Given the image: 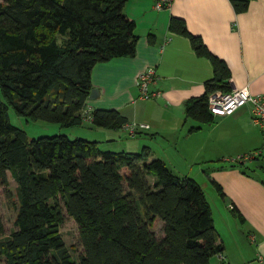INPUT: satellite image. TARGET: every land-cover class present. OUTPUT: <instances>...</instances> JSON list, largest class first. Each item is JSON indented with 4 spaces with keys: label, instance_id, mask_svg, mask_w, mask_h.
Wrapping results in <instances>:
<instances>
[{
    "label": "trees",
    "instance_id": "trees-1",
    "mask_svg": "<svg viewBox=\"0 0 264 264\" xmlns=\"http://www.w3.org/2000/svg\"><path fill=\"white\" fill-rule=\"evenodd\" d=\"M126 1L0 0V186H7L9 174L16 196L14 229L5 237L0 215V264H211L223 252L201 185L149 158L148 147L103 150L96 140L62 133L29 138L9 121L8 106L64 127L89 121L116 129L127 122L113 108L92 109L90 119L83 111L93 66L135 54ZM231 3L240 12L249 0ZM168 28L212 63L204 92L184 102L186 118L210 123L208 94L230 89L229 68L183 19L171 16ZM210 181L224 197L221 185ZM64 212L78 225L83 252L77 260L59 229ZM156 217L163 221L161 238L150 229Z\"/></svg>",
    "mask_w": 264,
    "mask_h": 264
},
{
    "label": "crops",
    "instance_id": "crops-1",
    "mask_svg": "<svg viewBox=\"0 0 264 264\" xmlns=\"http://www.w3.org/2000/svg\"><path fill=\"white\" fill-rule=\"evenodd\" d=\"M123 12L135 23V54L93 66L91 82L98 93L86 99L83 111L113 108L127 122L147 124L134 135L123 126L105 128V141L114 149L140 151L146 146L148 157L160 158L174 174L218 182L225 194L220 195L221 206L215 212L207 200L224 259L218 254L212 258L216 264H264V148L251 106L213 116L210 123L186 118L184 102L204 92L213 66L207 56L196 54L188 37L168 28L171 16L183 19L186 28L225 61L229 83L264 93V0H249L240 12L231 0H171L162 8L155 6V0H127ZM150 66L157 75L151 89L159 94L143 99L138 97L137 76ZM256 149L261 150L257 156L233 164L236 156ZM195 165L199 167L193 172Z\"/></svg>",
    "mask_w": 264,
    "mask_h": 264
},
{
    "label": "rangeland",
    "instance_id": "rangeland-1",
    "mask_svg": "<svg viewBox=\"0 0 264 264\" xmlns=\"http://www.w3.org/2000/svg\"><path fill=\"white\" fill-rule=\"evenodd\" d=\"M0 97L2 100V93L0 88ZM7 115L9 121L25 131L26 135L31 137H38L43 135H53V134H66L70 138L82 137L88 140L98 141V146L105 150L112 148V150L118 151L120 149H114L115 145H111L110 142L105 141V128L97 127L89 124L87 121L82 124L64 127L56 122H49L45 120H32L28 119L24 115L16 113L11 106L7 108ZM138 137V136H137ZM128 137L132 141L137 140L138 138ZM110 144V145H109ZM111 150V149H108ZM139 149H131L128 152H137ZM248 153V152H247ZM245 154V153H244ZM237 157V156H236ZM199 166L195 165L192 167L193 172ZM189 176V175H188ZM197 182L201 185L207 199L209 200L212 208L217 210L221 206L222 198L215 190L213 184L208 180L206 183L201 177L195 178ZM148 180L151 182L152 177L148 176ZM11 193V197L9 196ZM14 201H16L15 196V182L8 174V184L7 186H0V215L4 225V236H7L11 230L14 229V219H15V206ZM63 222L60 225L59 229L65 245L67 246L68 251L71 256L77 260L78 255L83 252V247L79 239V229L78 225L70 216L65 212L63 213ZM150 229L153 231L155 237L161 238L163 235V221L156 217L150 226ZM211 264H216V259L212 258L210 260Z\"/></svg>",
    "mask_w": 264,
    "mask_h": 264
},
{
    "label": "built area",
    "instance_id": "built-area-1",
    "mask_svg": "<svg viewBox=\"0 0 264 264\" xmlns=\"http://www.w3.org/2000/svg\"><path fill=\"white\" fill-rule=\"evenodd\" d=\"M171 0H155L157 8L167 7ZM156 71L150 66L142 70L137 76L139 89L138 97L150 99L158 96L156 90L151 89V84L156 79ZM249 104L251 106L252 121L259 127L262 134V148H264V93H251L246 86L237 87L230 83L228 91L217 89L208 94V109L213 116L230 115L239 107ZM84 115L90 119V110H85ZM123 127L129 134L134 135L138 130L147 127L143 122H125ZM260 149L239 155L233 158L234 161L245 162L257 156ZM220 259H224L223 252L218 253Z\"/></svg>",
    "mask_w": 264,
    "mask_h": 264
},
{
    "label": "water",
    "instance_id": "water-1",
    "mask_svg": "<svg viewBox=\"0 0 264 264\" xmlns=\"http://www.w3.org/2000/svg\"><path fill=\"white\" fill-rule=\"evenodd\" d=\"M97 93H98V89L96 87H92L90 92H89L88 97L93 98L95 95H97Z\"/></svg>",
    "mask_w": 264,
    "mask_h": 264
}]
</instances>
